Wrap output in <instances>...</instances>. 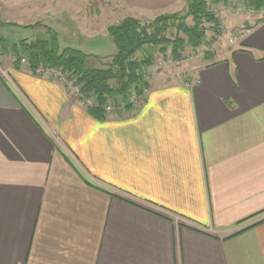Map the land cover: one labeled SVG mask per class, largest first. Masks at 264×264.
Segmentation results:
<instances>
[{
    "label": "crops",
    "instance_id": "crops-1",
    "mask_svg": "<svg viewBox=\"0 0 264 264\" xmlns=\"http://www.w3.org/2000/svg\"><path fill=\"white\" fill-rule=\"evenodd\" d=\"M177 2L0 0L13 24L0 36L31 40L51 25L61 46L106 57L108 25ZM254 12L235 42L237 24L221 16L210 58L185 48L168 62L157 50L165 68L144 100L102 118L0 51V264H264V15Z\"/></svg>",
    "mask_w": 264,
    "mask_h": 264
},
{
    "label": "trees",
    "instance_id": "trees-1",
    "mask_svg": "<svg viewBox=\"0 0 264 264\" xmlns=\"http://www.w3.org/2000/svg\"><path fill=\"white\" fill-rule=\"evenodd\" d=\"M183 1L185 11L181 16L163 13L149 21L126 16L119 22L108 25L107 35L115 51L106 57L61 46L57 33L49 28H46L47 34L43 36H36L31 40L21 39L17 43H9L0 36V51H13L16 66L22 57L25 58L32 72L39 66L59 70L79 87V98L95 99V105L88 107V111L93 116L102 118L108 100L113 103L125 102L132 92L138 91L143 71L153 59L149 46L162 54L169 50L173 60H181L185 47L196 50L204 44L203 40L208 32H211V36L220 33L219 18L211 3L222 0ZM243 1L255 11L264 9V0ZM7 25L9 24L0 19V27ZM170 28L175 29L174 37L166 34ZM211 55L209 50L204 52L205 58H210ZM91 59L97 64L91 65ZM0 79L3 81L1 77ZM125 104L129 105L128 102Z\"/></svg>",
    "mask_w": 264,
    "mask_h": 264
},
{
    "label": "rangeland",
    "instance_id": "rangeland-1",
    "mask_svg": "<svg viewBox=\"0 0 264 264\" xmlns=\"http://www.w3.org/2000/svg\"><path fill=\"white\" fill-rule=\"evenodd\" d=\"M178 2H177V4L175 5V10L174 11H171V12H165V13H173V14H177V15H179V16H181L183 13H184V11H185V3H184V1L183 0H177ZM211 5H212V9L214 10V12L216 13V15L218 16V18H219V24H220V33H222L223 31H224V24L222 23V19H221V16H223V19H224V17H229L228 18V20H230V22L232 23V24H237V25H239V23L241 24V23H245V22H243V19H246V17H248V16H252V14H254V15H256V13L254 12L255 10L253 9V8H250V6L247 4V2H245V1H243V0H222V1H220V2H212L211 3ZM258 11H260L263 15H264V9H260V10H258ZM116 14V18L118 17V13H115ZM161 14H163V13H161ZM160 15V14H159ZM157 16V15H156ZM155 16V17H156ZM232 16H234V17H232ZM154 18V17H153ZM153 18H151V19H140L141 21H144V20H147V21H149V20H152ZM38 20H41L40 18H37V21ZM4 23H7V22H4ZM7 24H9V23H7ZM12 23H10L9 25H11ZM9 25H7V27H10ZM13 25V24H12ZM41 25V26H40ZM237 25H235L232 29H231V31H230V33L233 31V29L237 26ZM29 26H31V27H33V28H37V27H42V26H44L43 24H42V21H39L38 23H36V24H32V25H29ZM28 26V27H29ZM47 26V25H46ZM49 29H54L55 27L54 26H47ZM46 27V28H47ZM1 29V31H4L5 29H3V28H0ZM6 31H10V29L9 28H7V30ZM40 31H41V29H40ZM42 32H44V30L42 31ZM46 32V31H45ZM28 33V32H27ZM219 33V34H220ZM224 33H226V31L224 32ZM230 33L228 34V37H229V35H230ZM44 34V33H43ZM168 36H170V37H174V35H175V29L174 28H170L168 31H167V33H166ZM218 34V35H219ZM23 36V35H25V31H22V32H20V36ZM221 35V34H220ZM219 35V36H220ZM224 34H222L221 36H223ZM7 36H10V33H8L7 34ZM211 36V32H208L207 34H206V40H205V42H204V44H202L201 46H199L198 47V49H196V50H190V52H192L193 54H197V56L199 57V58H203L204 57V52L206 51V48L210 45V40H209V37ZM59 37V40H60V42H61V44H65L64 42H66L64 39H63V37H62V35H59L58 36ZM8 39L11 41V42H13L15 39H12V38H10V37H8ZM98 39V38H97ZM25 40H28V38L27 39H25ZM20 40H18V41H16L15 43H17V42H19ZM97 41H99V40H95V42H97ZM226 41V40H225ZM95 42H93L94 44H95ZM73 44H75L74 42H73ZM76 46H78V43L77 44H75ZM215 46H217L218 48H219V44H217V45H215ZM149 48H151L150 49V51H152V58L154 59V57L155 56H157V58H161V56L159 55L160 53L157 51V49L156 48H153V47H151V46H149ZM185 48H189V47H185ZM85 50H87V49H85ZM215 50V48H213L211 51L213 52ZM7 55V54H6ZM171 55V54H170ZM9 57H11L10 59H7V61L8 60H10V62H13L14 61V57H13V55L12 56H9ZM173 60V59H172ZM1 68H4V67H1ZM163 68H165V67H159L158 69H163ZM167 68V67H166ZM172 68H176V69H178V67H172ZM47 73H49V74H51V77L52 78H54V79H56L57 78V81L58 80H60V81H62V82H64V81H68V82H70L69 81V79L68 78H66V76H64L61 72H59V70H57V69H50V70H48L47 71ZM65 88H66V90L68 91V93L71 95V96H73V97H76V98H79L78 97V95H75V94H72V91L69 89V88H67L66 86H65ZM87 98H90V99H93V97H87ZM81 100H83V102H84V105L86 106V103H85V100H84V97L83 98H80ZM111 101V100H110Z\"/></svg>",
    "mask_w": 264,
    "mask_h": 264
},
{
    "label": "built area",
    "instance_id": "built-area-1",
    "mask_svg": "<svg viewBox=\"0 0 264 264\" xmlns=\"http://www.w3.org/2000/svg\"><path fill=\"white\" fill-rule=\"evenodd\" d=\"M244 31H245L244 23L239 24L230 33V35L228 37V41L229 42L237 41L238 38L243 34ZM206 38L207 37L205 36L204 40H203L204 42H205ZM209 40H210V45L206 48V50L211 51L213 48H215V49L217 48V46H215V45L219 44L220 36L219 35L210 36ZM14 60H15V56H14ZM171 60H172L171 56H169L167 59H165V61H168V62H170ZM20 61H23V60H20ZM161 64H162V57L157 58V56H155L154 59H152V63L143 71L142 84L139 85L138 91L132 92L128 96V98L125 102L124 101H118L117 103H113L112 101L108 100L106 102L105 107H104V111L108 112L117 106L123 105L126 102H128V104H130V105H134V104L136 105V103H141L144 100L145 95L148 92V82H149V78H150L152 71L158 69L159 68L158 66H161ZM50 69H53V68H47L46 69L44 67L39 66L36 68L35 72L40 74V73H43V72L48 71ZM56 80H57V78H56ZM58 81L60 83H62L64 86H66L67 88H69L72 91V94L78 95V97L81 96V92H80L79 87L77 85H74L71 80H69L70 82H68V81L62 82L60 80H58ZM84 100H85L87 108L95 105V99L94 98L90 99V98L84 97Z\"/></svg>",
    "mask_w": 264,
    "mask_h": 264
}]
</instances>
